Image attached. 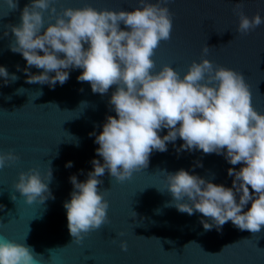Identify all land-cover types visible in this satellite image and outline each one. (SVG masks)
I'll use <instances>...</instances> for the list:
<instances>
[{"label": "water", "instance_id": "95a60500", "mask_svg": "<svg viewBox=\"0 0 264 264\" xmlns=\"http://www.w3.org/2000/svg\"><path fill=\"white\" fill-rule=\"evenodd\" d=\"M238 2L168 0L173 24L171 39L161 41L155 50L152 59L156 66L152 71L158 72L168 64L182 78L193 61L206 57L214 67L243 73L252 93V106L264 113V24L241 35L237 31L239 17L233 11ZM242 2L246 15L252 17L259 12L264 17V0ZM30 3L31 0H18V7L10 10L5 0H0V66L18 77L7 84L0 77V151L11 150L19 157L0 169V237L29 246L38 264H264V226L254 234L228 221L220 231L215 225L205 230L201 221H212L202 213L194 211L189 215L166 206L173 197L167 189L165 171L184 169L231 188L235 177L228 175V169L239 171L244 166L242 162L230 164L226 149L221 154H205L199 149L178 152L184 143L179 136L174 142H167L166 151L153 150L147 166L134 170L130 179L117 181L107 169L98 177L102 181L98 190L109 204L108 221L75 242L64 207L74 190L70 176L85 181L93 170V158L103 163L96 153L99 145L95 134L102 131L108 115L116 116L109 101L117 86H111L103 95L93 93L89 82L77 79L81 68L68 69L69 79L63 85L27 83L25 68L31 74L43 70L29 68L22 54L10 50L15 38L7 25L19 24L24 6ZM54 5L57 14L67 7L87 5L98 10L125 11L143 6L140 0H54ZM43 20L41 32L55 22V15L45 11ZM120 27L124 29L125 25L121 23ZM204 43L209 47L207 54L202 52ZM167 133L168 129L162 128L158 134L163 137ZM68 161L72 162L70 168L65 166ZM49 167L50 181L46 178ZM30 169L39 170L48 183L52 197L44 202L37 198L28 203L14 188L18 174ZM249 191L253 192L250 186ZM239 196L237 192V202ZM250 206L251 201L244 211ZM122 240L127 242V251L120 247Z\"/></svg>", "mask_w": 264, "mask_h": 264}, {"label": "clouds", "instance_id": "9594fccd", "mask_svg": "<svg viewBox=\"0 0 264 264\" xmlns=\"http://www.w3.org/2000/svg\"><path fill=\"white\" fill-rule=\"evenodd\" d=\"M5 2L10 10L18 7V0ZM167 2L140 0L143 6L132 11L98 10L90 5L67 7L57 14L54 0H31L22 10L21 22L7 25L15 38L10 50L22 54L29 68L43 70L31 74L25 68L27 83L63 85L69 79L68 69L81 68L77 79L89 82L93 93L103 95L111 86H117L109 101L116 116L108 115L102 131L95 134V143L99 145L96 153L103 163L93 158V170L85 181L70 176L74 190L64 207L70 235L77 243L108 221L109 204L98 190L102 183L98 177L107 169L117 181L130 179L134 170L147 166L153 150L166 151L167 142H174L177 136L184 141L178 152L199 149L205 154H221L226 149L230 164L242 162L244 166L239 171L228 169V175L235 177L231 188L184 169L175 173L165 171L167 189L173 197L166 206L189 215L194 211L202 213L212 221H201L205 230L215 225L220 231L228 221L254 234L264 226V113L252 106V93L243 73L214 67L206 57L200 62L193 61L182 78L168 64L158 72L152 71L156 66L152 59L155 50L161 41L171 39L172 13ZM45 11L55 15V22L41 32ZM233 11L239 17L237 31L241 35L264 24L259 12L252 17L245 14L242 0L234 5ZM202 52H209L206 43ZM0 77H4L5 84L18 79L4 66H0ZM162 128L168 129L163 137L158 134ZM18 159L14 151H0V169ZM198 165L202 166L199 162ZM65 166L72 167V162ZM51 177L49 167L46 178L50 181ZM14 188L28 203L52 197L48 183L37 169L21 171ZM249 201L251 206L244 211ZM133 214L135 217L134 211ZM120 247L127 251V242L122 240ZM0 264H38V261L26 244L0 237Z\"/></svg>", "mask_w": 264, "mask_h": 264}]
</instances>
